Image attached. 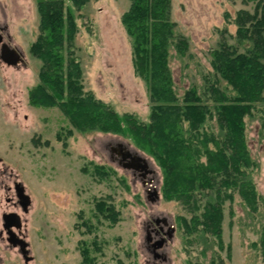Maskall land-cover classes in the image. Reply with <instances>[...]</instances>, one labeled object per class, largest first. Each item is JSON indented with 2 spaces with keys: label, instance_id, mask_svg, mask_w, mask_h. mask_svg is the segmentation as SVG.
Listing matches in <instances>:
<instances>
[{
  "label": "rangeland",
  "instance_id": "obj_1",
  "mask_svg": "<svg viewBox=\"0 0 264 264\" xmlns=\"http://www.w3.org/2000/svg\"><path fill=\"white\" fill-rule=\"evenodd\" d=\"M66 4L78 27L72 49L83 71L85 91L119 114L132 113L147 121L148 88L134 72L131 40L121 22L130 0H90L81 10L70 0ZM254 7L242 0H172L176 31L189 44L184 56L170 50L169 66L179 97L191 86L199 90L207 86L212 51L223 39L234 43L237 12H253ZM39 19L35 0H0L3 41L24 55L16 66L0 60V231L4 213L21 216V231L33 257L27 264H83V248L89 251V264H209L215 251L227 264H264L252 245L259 239L264 211L253 218L238 198L231 206L227 202L222 249L193 244L180 220L190 214L177 200L165 197L162 169L153 157L121 134L74 130L69 135L72 127L58 107L30 105L29 91L38 84L41 67V60L30 52L39 34ZM246 121L248 146L258 164L253 179L264 198L260 113ZM119 144L144 158L146 170L125 168L113 151ZM14 182L22 183L31 198L28 213L8 202V198L18 201ZM154 188L159 199L153 202L149 189ZM100 202L112 204L119 212L117 222L98 214ZM156 220L171 236L148 232V225ZM3 236L0 264H26L19 248Z\"/></svg>",
  "mask_w": 264,
  "mask_h": 264
},
{
  "label": "trees",
  "instance_id": "obj_2",
  "mask_svg": "<svg viewBox=\"0 0 264 264\" xmlns=\"http://www.w3.org/2000/svg\"><path fill=\"white\" fill-rule=\"evenodd\" d=\"M35 1L39 34L30 52L41 60V67L39 82L29 91L30 105L58 107L72 127L69 135L74 130L121 134L153 157L162 169L165 197L177 200L190 214L180 220L193 244L222 249L225 204L233 205L236 198L253 218L261 216L264 198L253 179L258 164L248 146L246 119L259 112L264 132V0H242L253 3L254 11L237 12L234 43L223 39L212 51L207 86H191L182 97L174 87L170 50L184 56L189 44L176 31L172 0H130L121 22L131 40L134 72L148 88L147 121L119 114L85 91L72 49L78 32L72 8L66 0ZM89 1L70 0L76 10ZM97 205L100 216L117 222L119 212L112 204ZM259 235L252 245L264 262V224ZM217 252L209 264H227ZM81 254L83 264L92 262L88 249Z\"/></svg>",
  "mask_w": 264,
  "mask_h": 264
},
{
  "label": "water",
  "instance_id": "obj_3",
  "mask_svg": "<svg viewBox=\"0 0 264 264\" xmlns=\"http://www.w3.org/2000/svg\"><path fill=\"white\" fill-rule=\"evenodd\" d=\"M24 55L21 51L16 48L10 47L7 43L3 41V36L0 34V60L7 64L8 66H16L23 61ZM113 151L117 152V154L121 157L122 161L127 159H131V163L123 164L125 168L135 169V170H146L147 162L144 158L139 157L137 154H133L125 146L119 144L117 146V150L113 149ZM139 162H143L141 165ZM132 163L137 164V167L132 166ZM14 190L16 193V197L19 200L21 209L24 213H28L29 207L31 206V198L26 193L25 187L20 182L14 183ZM150 194L154 196L151 198V201H156L159 199L158 191L154 188ZM3 228L6 231L7 242L13 248H19V251L25 261V263H29L33 257H31L29 243L23 238L20 237L15 230H21L23 222L21 216L17 212L5 213L2 216ZM171 236V235H170ZM161 246V243L160 245Z\"/></svg>",
  "mask_w": 264,
  "mask_h": 264
},
{
  "label": "flooded vegetation",
  "instance_id": "obj_4",
  "mask_svg": "<svg viewBox=\"0 0 264 264\" xmlns=\"http://www.w3.org/2000/svg\"><path fill=\"white\" fill-rule=\"evenodd\" d=\"M121 163H123V164H127V163H125L124 161H121ZM132 166H134V167H137V164H134V163H132ZM15 183V182H14ZM10 187L8 188V190L10 191ZM18 199V198H17ZM12 200V198H8V202H12L13 204H14V206H20V203H19V200L18 201H11ZM21 207V206H20ZM5 214V213H4ZM3 216V215H2ZM163 223H165L166 224V221H163ZM158 226V227H157ZM2 228H3V225H2ZM148 232H150V233H154L157 237H162L163 235H166V236H169V235H171V231L170 230H165L162 226H160V224H159V221L158 220H156V221H154V223L153 222H151L149 225H148ZM4 234H6V231H5V229L3 228L1 231H0V237H1V239H3L4 238ZM17 234L20 236V237H23L24 239H25V235L22 233V231L21 230H17ZM7 236V235H6ZM6 239H7V237H6ZM151 239H152V237L149 235V237H148V241H151ZM20 252V251H19Z\"/></svg>",
  "mask_w": 264,
  "mask_h": 264
}]
</instances>
